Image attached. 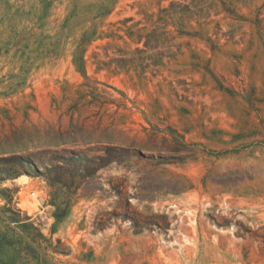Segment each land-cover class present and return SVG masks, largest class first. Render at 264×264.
<instances>
[{"label": "rangeland", "instance_id": "374dc122", "mask_svg": "<svg viewBox=\"0 0 264 264\" xmlns=\"http://www.w3.org/2000/svg\"><path fill=\"white\" fill-rule=\"evenodd\" d=\"M0 264H264V0H0Z\"/></svg>", "mask_w": 264, "mask_h": 264}, {"label": "bare ground", "instance_id": "6f19581e", "mask_svg": "<svg viewBox=\"0 0 264 264\" xmlns=\"http://www.w3.org/2000/svg\"><path fill=\"white\" fill-rule=\"evenodd\" d=\"M24 197L26 200V196H24ZM25 205L29 208V210H32L35 207V203L28 201V199H27V201H25Z\"/></svg>", "mask_w": 264, "mask_h": 264}, {"label": "built area", "instance_id": "2783aa9c", "mask_svg": "<svg viewBox=\"0 0 264 264\" xmlns=\"http://www.w3.org/2000/svg\"><path fill=\"white\" fill-rule=\"evenodd\" d=\"M31 193H32V195H34V194H35L33 191H32Z\"/></svg>", "mask_w": 264, "mask_h": 264}]
</instances>
